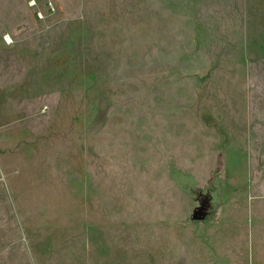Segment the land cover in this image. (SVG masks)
Instances as JSON below:
<instances>
[{
    "label": "rangeland",
    "instance_id": "obj_1",
    "mask_svg": "<svg viewBox=\"0 0 264 264\" xmlns=\"http://www.w3.org/2000/svg\"><path fill=\"white\" fill-rule=\"evenodd\" d=\"M32 1L0 0V264H264V0Z\"/></svg>",
    "mask_w": 264,
    "mask_h": 264
},
{
    "label": "built area",
    "instance_id": "obj_2",
    "mask_svg": "<svg viewBox=\"0 0 264 264\" xmlns=\"http://www.w3.org/2000/svg\"><path fill=\"white\" fill-rule=\"evenodd\" d=\"M32 4H36V0H33ZM5 40L7 43H10V42H12V37L8 34L5 36Z\"/></svg>",
    "mask_w": 264,
    "mask_h": 264
}]
</instances>
